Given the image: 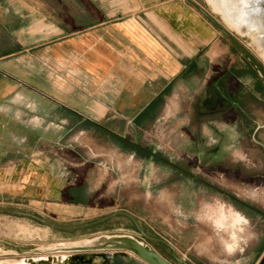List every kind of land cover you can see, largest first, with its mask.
Listing matches in <instances>:
<instances>
[{"label": "crops", "instance_id": "obj_1", "mask_svg": "<svg viewBox=\"0 0 264 264\" xmlns=\"http://www.w3.org/2000/svg\"><path fill=\"white\" fill-rule=\"evenodd\" d=\"M225 29L196 0H0V193L108 206L142 234L118 206L135 181L147 202L154 161L126 126L172 114L186 152L264 209V62ZM246 247L239 264H264V244Z\"/></svg>", "mask_w": 264, "mask_h": 264}, {"label": "rangeland", "instance_id": "obj_2", "mask_svg": "<svg viewBox=\"0 0 264 264\" xmlns=\"http://www.w3.org/2000/svg\"><path fill=\"white\" fill-rule=\"evenodd\" d=\"M196 1L225 26L227 32L240 34L229 27L220 14L213 12L205 0ZM244 40L250 44L252 52L260 56L262 51L252 35H244ZM181 119L163 114L148 127L132 122L126 126V139L139 149L147 150L148 160L154 161L147 185V202L135 199L139 188L141 193L145 192V187L135 181L133 191L138 192L128 193L118 206L122 212L129 211L136 216L137 225L144 234H137L133 222L124 213L91 224L110 214L108 206L99 211L85 208L76 213H59L58 209L49 211L42 204L18 200L3 192L0 193V264L16 262L27 256L38 257L47 252L123 250L139 257L127 247L62 248L63 244L104 234L129 236L171 264H182L175 256L188 264L244 262L248 243L254 240V244H264V209L248 197L237 196L234 188L223 187V174L212 165L214 163L205 164L186 152L184 144L189 136L188 125L185 119ZM171 163L179 164L186 171L185 175L174 170ZM188 173L206 184L193 182ZM129 200L132 203L128 204ZM235 215L241 217L239 224ZM257 231L261 235L257 237L258 241L254 237ZM165 242H173L175 251Z\"/></svg>", "mask_w": 264, "mask_h": 264}, {"label": "water", "instance_id": "obj_3", "mask_svg": "<svg viewBox=\"0 0 264 264\" xmlns=\"http://www.w3.org/2000/svg\"><path fill=\"white\" fill-rule=\"evenodd\" d=\"M234 4L230 7L231 19L236 22L243 32L239 35L243 36L252 32L256 35L254 43L258 49L264 51V0H233ZM261 56V55H260ZM262 58V56H261ZM263 59V58H262ZM264 62V59H263ZM109 216L100 220L94 221L91 224H96ZM89 225V224H87ZM144 234V233H142ZM161 241V240H160ZM90 248V247H89ZM126 248V247H125ZM135 252L140 257L133 256L126 251H114L109 256L105 253L107 251H96L99 255L104 257L103 264H171L153 249L144 247L142 244L135 242L133 247H127ZM94 254V253H93ZM175 256V255H174ZM176 260L182 264H188L184 260L175 256ZM69 264H96L93 257H87L83 252H77L74 262Z\"/></svg>", "mask_w": 264, "mask_h": 264}, {"label": "bare ground", "instance_id": "obj_4", "mask_svg": "<svg viewBox=\"0 0 264 264\" xmlns=\"http://www.w3.org/2000/svg\"><path fill=\"white\" fill-rule=\"evenodd\" d=\"M205 1L210 5L213 12L218 13L222 16V18L226 21L229 27L243 34L244 31H242L239 25L236 22H233L231 19L232 8L230 7L234 4L233 0H205ZM248 33L252 35L253 40H256V35L254 33L252 32H248ZM260 55L264 59V51H262ZM135 242L137 241L129 236L104 234L92 239H83L72 242L71 244H63L64 247L62 248L75 249V248H89V247L93 248V247H101V246L125 248V247H133V244H135ZM138 243L141 244L140 242ZM84 253L86 254L87 257L92 256L93 261L96 264H103L105 260L104 257L99 255V252L89 251ZM105 253L108 256L112 254V252H105ZM76 255L77 252H52V253L47 252L42 255H38V257L27 256V258L23 257L16 262H10L7 264H69L70 262L75 261Z\"/></svg>", "mask_w": 264, "mask_h": 264}]
</instances>
